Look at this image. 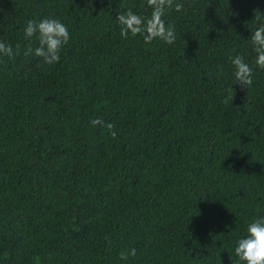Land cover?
<instances>
[{
  "label": "trees",
  "instance_id": "1",
  "mask_svg": "<svg viewBox=\"0 0 264 264\" xmlns=\"http://www.w3.org/2000/svg\"><path fill=\"white\" fill-rule=\"evenodd\" d=\"M172 2L169 45L121 37L115 16L146 0H0V264H125L130 247L127 264H232L264 213V69L247 88L228 58L254 61L264 0ZM44 16L70 32L51 66L25 54Z\"/></svg>",
  "mask_w": 264,
  "mask_h": 264
},
{
  "label": "clouds",
  "instance_id": "2",
  "mask_svg": "<svg viewBox=\"0 0 264 264\" xmlns=\"http://www.w3.org/2000/svg\"><path fill=\"white\" fill-rule=\"evenodd\" d=\"M150 12L133 11L126 8L115 16V23L119 27L121 37L127 38L139 35L145 43L153 39L162 40L165 44H174L176 40L175 28L166 23L165 17L172 9V0H146ZM182 5L175 4V10L180 11ZM255 27L249 33L248 42L254 52V61L248 62L239 52L229 56L232 66L234 83H240L247 88L253 83L254 68L264 69V17L253 16ZM23 38L29 41L25 49L26 55L39 58L37 66L54 65L60 61L61 50L69 42L70 32L65 22L55 16L27 19L23 25ZM35 38V47L32 46ZM13 46L0 41V56L13 55ZM90 123L103 125L100 119H93ZM111 128V124L107 125ZM232 253L229 255L232 264H264V213L252 216L243 226L242 231L231 240ZM120 260L127 264L129 257H136V248L130 247L119 254Z\"/></svg>",
  "mask_w": 264,
  "mask_h": 264
}]
</instances>
